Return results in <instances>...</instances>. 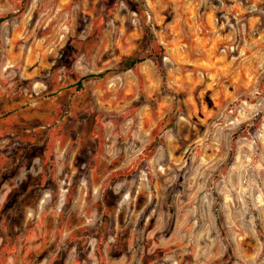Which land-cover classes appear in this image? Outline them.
Segmentation results:
<instances>
[{
  "label": "rangeland",
  "instance_id": "1",
  "mask_svg": "<svg viewBox=\"0 0 264 264\" xmlns=\"http://www.w3.org/2000/svg\"><path fill=\"white\" fill-rule=\"evenodd\" d=\"M0 264H264V0H0Z\"/></svg>",
  "mask_w": 264,
  "mask_h": 264
},
{
  "label": "trees",
  "instance_id": "2",
  "mask_svg": "<svg viewBox=\"0 0 264 264\" xmlns=\"http://www.w3.org/2000/svg\"><path fill=\"white\" fill-rule=\"evenodd\" d=\"M143 61V59H138V60H128V61H126L125 62V64L126 65H134V64H138V63H140V62H142ZM91 76H93V75H91ZM91 76H89V77H91Z\"/></svg>",
  "mask_w": 264,
  "mask_h": 264
}]
</instances>
